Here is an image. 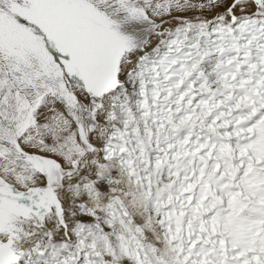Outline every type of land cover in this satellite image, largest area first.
<instances>
[{
  "label": "snow or ice",
  "instance_id": "1",
  "mask_svg": "<svg viewBox=\"0 0 264 264\" xmlns=\"http://www.w3.org/2000/svg\"><path fill=\"white\" fill-rule=\"evenodd\" d=\"M0 264H264V0H0Z\"/></svg>",
  "mask_w": 264,
  "mask_h": 264
}]
</instances>
